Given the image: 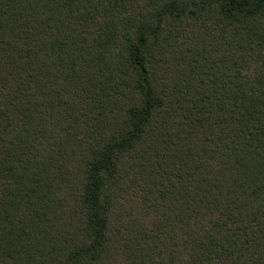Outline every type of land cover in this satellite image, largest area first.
<instances>
[{
	"label": "trees",
	"instance_id": "16d2710c",
	"mask_svg": "<svg viewBox=\"0 0 264 264\" xmlns=\"http://www.w3.org/2000/svg\"><path fill=\"white\" fill-rule=\"evenodd\" d=\"M0 264H264V0H0Z\"/></svg>",
	"mask_w": 264,
	"mask_h": 264
}]
</instances>
